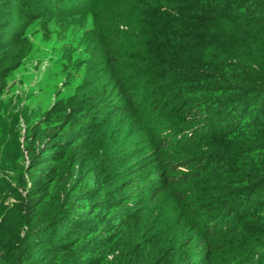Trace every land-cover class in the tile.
<instances>
[{
    "label": "trees",
    "instance_id": "1",
    "mask_svg": "<svg viewBox=\"0 0 264 264\" xmlns=\"http://www.w3.org/2000/svg\"><path fill=\"white\" fill-rule=\"evenodd\" d=\"M14 1L6 63L23 19L84 29L0 264H264V0Z\"/></svg>",
    "mask_w": 264,
    "mask_h": 264
},
{
    "label": "rangeland",
    "instance_id": "2",
    "mask_svg": "<svg viewBox=\"0 0 264 264\" xmlns=\"http://www.w3.org/2000/svg\"><path fill=\"white\" fill-rule=\"evenodd\" d=\"M48 18L41 16L37 20H22L26 26L22 35L24 48L12 62L6 63V54L0 53V71H4L0 77L2 254L10 251L13 233L16 232L12 207L16 195L24 193L23 167L26 166L29 130L42 119L54 101L72 93L81 75L74 57L82 49L84 27L78 25L76 17H69L66 21H49ZM6 25L0 26L3 38L16 32L15 29H6Z\"/></svg>",
    "mask_w": 264,
    "mask_h": 264
}]
</instances>
